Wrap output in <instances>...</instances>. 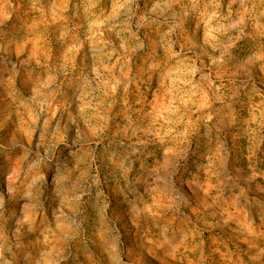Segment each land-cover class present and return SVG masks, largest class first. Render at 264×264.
I'll return each mask as SVG.
<instances>
[{"label": "clouds", "instance_id": "clouds-1", "mask_svg": "<svg viewBox=\"0 0 264 264\" xmlns=\"http://www.w3.org/2000/svg\"><path fill=\"white\" fill-rule=\"evenodd\" d=\"M0 264H264V0H0Z\"/></svg>", "mask_w": 264, "mask_h": 264}]
</instances>
